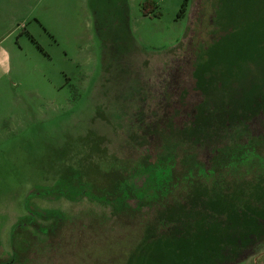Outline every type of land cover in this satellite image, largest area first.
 <instances>
[{"label":"rangeland","instance_id":"rangeland-1","mask_svg":"<svg viewBox=\"0 0 264 264\" xmlns=\"http://www.w3.org/2000/svg\"><path fill=\"white\" fill-rule=\"evenodd\" d=\"M184 1L33 0L31 18L15 37L16 50L0 63V264L124 263L142 217L93 216L91 208L100 212V205L74 202L68 192L104 186L119 172V159L149 150L151 100L165 94L166 79L182 55L198 50L197 69L206 83L185 72L189 61L179 64L176 122L195 114L194 122L201 100L210 109L207 121L198 119L202 127L233 123L262 109L264 0H186L179 16ZM201 5L197 40L189 30ZM260 155L259 147L251 148L220 175L199 174L216 180L213 191L230 190L244 209L261 212L256 236L242 240L239 229L228 231L224 245L235 240L234 251L207 252L186 264H264ZM59 181L70 184L56 193ZM28 208L64 215L66 222L51 240L64 241L65 255L53 244L50 257L41 259L37 253L47 245L38 242L34 262L14 259L11 232ZM148 227L150 235L161 231L159 223Z\"/></svg>","mask_w":264,"mask_h":264},{"label":"trees","instance_id":"trees-1","mask_svg":"<svg viewBox=\"0 0 264 264\" xmlns=\"http://www.w3.org/2000/svg\"><path fill=\"white\" fill-rule=\"evenodd\" d=\"M185 1L178 12L179 16L185 10ZM202 9L203 5L199 6V14L193 19L189 30L196 35L203 28V20L200 19ZM204 24L207 25L205 19ZM197 52H191L190 57L185 58L190 63L185 70L191 71L196 83L204 84L203 74L197 69ZM169 76L166 79L165 94H161L157 100L156 97L151 100L153 109L150 119L153 127L149 150H139V154L132 160L119 159L122 161L119 163V172L109 176L104 186L92 187L84 194L71 191L67 195L74 202L89 200L92 205H100V212L91 208L93 216L102 215L108 220H114L122 214L136 213L142 217L140 231L123 264H176V261L178 264H186L189 259L202 258L207 252L234 251L232 246L236 244L235 240L229 242L230 247L224 245L223 238L228 231L232 233L234 229H239L244 240L250 235L256 236L255 231L259 229V210L244 209L245 206L239 204L242 201L230 190L213 191L211 187H215L213 185L216 180L208 176L201 179L199 174L210 172V175H220L235 158L258 147L260 138L256 126H259L260 115L255 113L248 116V119L240 118L233 123L227 119L214 127L198 126V119L207 121L210 113V109L201 100L194 122L192 117L195 118V114L188 120L176 122L179 100L176 94L175 66ZM158 125L162 127L159 129L161 132L157 130ZM261 153L264 156V148ZM187 163L189 167L186 168ZM183 165L185 168L182 169ZM72 182L79 183L75 180ZM67 184L70 181H59L53 189L58 193L59 188ZM258 189L260 191L262 188ZM65 220L64 215L57 210L41 213L28 208L11 232L14 259L25 257L28 262H34V244L38 242L47 245V250L37 253L41 259L43 256L50 257L53 244L58 250L61 248L58 253L65 255L64 241L51 240L53 236L56 238ZM158 223L161 231L150 235L148 225L156 227ZM173 227L187 229L188 232L182 231L177 235L176 230H173L170 233ZM30 238L34 241L31 242ZM30 255L33 257L30 258ZM161 256H165L163 262L158 260ZM78 263L82 264L80 261Z\"/></svg>","mask_w":264,"mask_h":264},{"label":"crops","instance_id":"crops-1","mask_svg":"<svg viewBox=\"0 0 264 264\" xmlns=\"http://www.w3.org/2000/svg\"><path fill=\"white\" fill-rule=\"evenodd\" d=\"M32 2L33 0H0V63H5L7 54L16 50L18 41L15 37L23 34L21 28L31 18Z\"/></svg>","mask_w":264,"mask_h":264},{"label":"flooded vegetation","instance_id":"flooded-vegetation-1","mask_svg":"<svg viewBox=\"0 0 264 264\" xmlns=\"http://www.w3.org/2000/svg\"><path fill=\"white\" fill-rule=\"evenodd\" d=\"M199 6H197V9H196V11H195V14L196 15H198L199 14ZM201 32H202V30L200 31V33L198 34V35H196V37H197V40H198V37H201ZM186 58V57H189V56H184V55H182L179 59H178V62L176 61V65H175V71H176V73H177V77H178V75L180 76V74H181V72H179V74H178V69H179V66L181 65V67H182V65L184 64V62L185 61H189V59L188 60H184V61H182V58ZM180 64V65H179ZM180 67V68H181ZM186 69V68H185ZM185 72H186V70H185ZM262 95H264V94H262ZM260 100H264V98H260ZM260 116H259V120H260V123H259V126L257 127L256 126V128H257V136L260 138L259 140V144L260 145H258V147L260 148V153L262 152V148H264V105H263V107H262V109L259 111V112H257ZM185 116V115H184ZM187 117H191L190 115H188ZM261 159L264 161V156H263V154L261 153Z\"/></svg>","mask_w":264,"mask_h":264}]
</instances>
